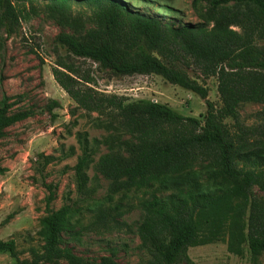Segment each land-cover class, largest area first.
<instances>
[{"label": "trees", "instance_id": "trees-1", "mask_svg": "<svg viewBox=\"0 0 264 264\" xmlns=\"http://www.w3.org/2000/svg\"><path fill=\"white\" fill-rule=\"evenodd\" d=\"M203 23L176 24L133 10L120 0H0V40L12 37L22 22L45 12L62 29L56 42L71 57L90 60L117 75H158L172 85L206 100L201 118L185 116L159 102L130 101L94 88V80L79 67L57 62L52 74L78 109L96 113L95 126L107 135L90 144L78 135L82 156L75 168L81 199H90L87 169L97 149L108 153L95 165L96 173L111 180V194L148 189L137 226L147 264H194L189 250L222 242L239 258L250 252L252 264L264 254V108L259 125L234 135L226 119L237 117L241 103L264 106V0H207ZM198 6V1H194ZM89 9L90 15L83 10ZM239 29V31L237 30ZM190 72L194 76L190 75ZM216 78L223 106L208 100L207 81ZM0 109V137L4 131L33 116L32 111L9 114L6 101ZM59 103L48 107L52 112ZM43 158L42 168L54 160ZM220 181L225 188L201 193L196 170ZM188 185L186 191L158 195L153 190L164 178ZM184 181H181V180ZM187 179V181H185ZM46 216L40 220L41 249H32L31 260H21L14 240H0V252L15 264H96L77 256L65 244L75 235L71 217L76 202L52 210L56 189L45 180ZM112 213L103 212L98 222ZM121 215V214H120ZM100 264H116L110 258Z\"/></svg>", "mask_w": 264, "mask_h": 264}, {"label": "rangeland", "instance_id": "rangeland-1", "mask_svg": "<svg viewBox=\"0 0 264 264\" xmlns=\"http://www.w3.org/2000/svg\"><path fill=\"white\" fill-rule=\"evenodd\" d=\"M120 1L142 13L175 19L176 24L203 23L201 15L208 8L207 0H197V7L194 6L195 0ZM83 12L87 16L91 14L89 9ZM61 31L57 23L43 12L22 22L9 39L3 32L1 34L0 109L4 107L5 100L9 114L20 111H32L34 114L7 128L0 137V240H14L21 260H31L32 249L44 246L38 232L40 220L47 213L45 180L57 187L52 210L71 204V199L76 202V211L70 219L76 234H66L64 239L66 246L71 247L77 256L96 264L110 258L116 264H147L149 256L141 247L137 226L143 216L141 205L148 201L152 190L131 189L111 194V180L95 170L100 158L109 152L102 145L87 169L88 188L96 191L90 199H81L75 173L82 156L78 135L85 133L93 145L107 132L92 121L98 117L96 113L76 108L77 104L55 81L52 68L57 62L73 64L84 75H90L94 88L102 93L125 96L130 101L159 102L185 116L203 119L201 116L207 112L206 100L158 75H117L101 69L90 60L71 57L56 42ZM190 75L194 76L192 72ZM206 83L208 100L218 110L221 109L223 103L217 79L211 78ZM53 101L59 106L49 112L47 107ZM263 108L262 104L241 103L237 117L225 121L231 133L239 135L242 131L256 128L260 123L258 114ZM40 155L54 160L42 168L39 163L44 160ZM192 177L200 182L201 193H216L225 188L220 181L208 179L199 169L186 175V178ZM174 179H162L153 190L159 191L158 195H167L188 189L186 184H174ZM254 191L258 197L264 198L258 187ZM103 212L113 215L99 223L98 216ZM189 255L194 264H252L248 249L246 256L239 258L230 254L222 242L192 248ZM15 262L8 253L0 252V264ZM259 264H264V254L259 257Z\"/></svg>", "mask_w": 264, "mask_h": 264}]
</instances>
